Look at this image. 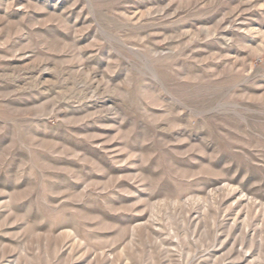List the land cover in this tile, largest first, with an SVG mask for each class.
Instances as JSON below:
<instances>
[{"label": "rangeland", "instance_id": "rangeland-1", "mask_svg": "<svg viewBox=\"0 0 264 264\" xmlns=\"http://www.w3.org/2000/svg\"><path fill=\"white\" fill-rule=\"evenodd\" d=\"M0 264H264V0H0Z\"/></svg>", "mask_w": 264, "mask_h": 264}]
</instances>
